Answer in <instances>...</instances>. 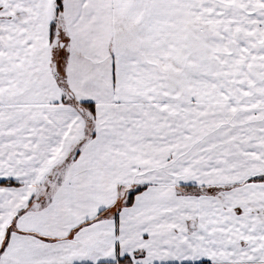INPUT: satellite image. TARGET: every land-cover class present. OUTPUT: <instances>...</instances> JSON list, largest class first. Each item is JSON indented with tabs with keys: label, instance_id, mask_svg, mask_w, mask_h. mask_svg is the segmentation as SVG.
<instances>
[{
	"label": "snow or ice",
	"instance_id": "snow-or-ice-1",
	"mask_svg": "<svg viewBox=\"0 0 264 264\" xmlns=\"http://www.w3.org/2000/svg\"><path fill=\"white\" fill-rule=\"evenodd\" d=\"M0 264H264V0H0Z\"/></svg>",
	"mask_w": 264,
	"mask_h": 264
}]
</instances>
